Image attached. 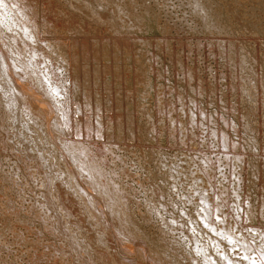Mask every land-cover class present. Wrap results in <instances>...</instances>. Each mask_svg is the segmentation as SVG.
Here are the masks:
<instances>
[{
    "label": "rangeland",
    "instance_id": "374dc122",
    "mask_svg": "<svg viewBox=\"0 0 264 264\" xmlns=\"http://www.w3.org/2000/svg\"><path fill=\"white\" fill-rule=\"evenodd\" d=\"M30 2H32V0H24L23 3H19V6L24 8L27 13V7ZM3 5H7L6 0H0V10ZM10 5L12 7V3H10ZM113 5L114 8L112 7ZM198 5H201L202 7L204 6L208 9L210 17L213 13L212 16L214 18L211 17L210 19L218 20V22L214 21L218 28L223 24L227 25V28L225 27L226 29L224 28L222 30L224 32L219 30H216L218 32H211L204 28L205 22L196 16V11L192 10L193 8H201ZM35 6L36 11L38 10L37 14H40V17L38 15L37 23L41 28L40 37L46 41L61 45V50L58 48L59 52H62L63 54L67 52V54H62V56L66 55L68 58L67 59L65 57L66 61L70 59V62L72 61V69L70 67L66 74L75 75L76 73L75 76H82V74L88 69V71H90L92 81H94V77L98 74L99 79H97V83L88 88L90 90L93 89L92 92H102V94L106 90L108 91V89H110L112 90V93L114 92V95H121V104H124L122 106L121 104L119 106L113 104L117 109H114L113 107L112 112L114 109L117 116H122L123 114V118H126L127 115H133L135 118L134 121H136L135 123L137 124L135 127H137V129L139 127V129L142 130L138 129L141 132H137L138 137H140V139L142 138V141L137 138V140L133 139V141L128 140L127 142L125 141L127 139L124 134L122 132H117V130H115V133H112V135L106 137L107 139H105V141L104 139L86 138L85 135L83 139L87 142L94 141L105 143L107 146L109 145L108 143L111 144L110 146L112 147H108L112 149L110 150V155L116 153L115 155L117 156V159L115 155L109 156V150L106 154H97L96 157L94 156V159L96 158L99 162L101 157V159L105 157L106 159L104 158L105 160H101L100 162H103V166L108 167L107 171L109 170L108 172L112 175L108 172L107 174L111 177L113 176L112 178L115 180L118 179L117 181H120L123 186L126 185L124 189L128 190V195L130 194L134 198L132 199L131 197V202H133V205H136L139 209L135 208L133 211L134 217L139 221V223L141 222V227L139 229H142L143 235L148 233L147 235L150 234L151 236L158 231L155 223L148 222L147 224L145 217H142L141 215V213L146 214V209L144 208L145 206H143L145 203L143 204L142 200L143 190L146 188L145 192H149V187L154 186V183H157L155 182L156 179L158 184H160L158 186L162 187L164 184L162 189L164 188L166 190L169 186V179H166L169 177V174L162 173V171L165 172L168 170L167 168H169L168 166L170 163L173 166L175 164H173L175 160L176 162H178L179 159L183 161L189 160L190 162H193L194 165L201 162L199 159H201L203 155H206L205 157H215L217 155L218 157L222 156L220 155L222 150L218 147L221 148L223 144L217 143L215 139H211V135H213V133H218L219 137H222L219 129L226 132L229 131L231 141L235 142L234 153L237 155L239 153V155L243 154L245 156L243 157L247 161L244 163L243 167L248 166L249 168L244 167L242 170L241 166L233 171V167L229 163L225 164L224 161L221 162L222 164L219 162L217 165H222L221 171L224 172V174L230 175L232 171L235 175L239 174L237 177H240V180L236 181L235 179V182L243 181L241 182L243 185V197H245L243 199L245 200L250 198L248 203L251 205L254 204L253 207L255 209V216L253 220L246 223H250L252 226L254 225V227H264V217L259 215L264 209L263 207L260 209L264 203V179L262 177L263 175H261L262 172L264 174V170H261L264 169V0H36ZM109 6L112 8H107ZM119 7H122L120 8L121 10ZM123 7L127 10L125 9L124 11ZM109 12L113 14L115 12V17L113 15L108 16ZM99 13L101 14V20H99V18L98 22L97 18L100 15ZM119 13H121L120 16L122 15L120 18H122L124 14L125 18H127L126 15L128 16V14H132L131 17L128 16L131 18V20L128 21H132L131 23L135 24L131 26L132 24H129L128 21V23L123 24L124 20L126 22L125 18L124 20L119 19L121 20V23H119ZM137 13L140 14V16H138ZM104 15L106 17H104ZM0 16L2 17H0V19L3 22H7V19L3 14H1V12ZM27 16L31 18L29 13H27ZM46 16L49 18L51 17V19H47ZM95 16H97V18L94 19ZM108 17L111 18L107 19ZM52 18H54V22H52ZM108 22H111V26L115 23L114 28L119 27L120 25L123 28L120 26V31H117L118 28L113 31L114 28H110L109 24L107 25ZM134 25L135 28L131 29ZM137 25H140L138 26L139 28L136 27ZM229 25L231 26L229 27ZM126 27H128V29ZM16 35L19 34L13 32L7 35L2 34L0 31V44L5 50L8 60L11 54L19 55L20 51H22L19 56L21 59L24 54L28 55L29 53L24 40ZM1 36L4 40L1 39ZM17 42L20 43V46H17ZM209 43L211 44L209 45ZM219 43H221V46L225 45L228 51L232 50L235 51V53H240L244 49L246 57L240 60L235 55L225 53V51L219 47ZM145 44L147 45L145 46ZM93 46L95 47L94 49ZM19 47L20 50L18 49ZM86 47H89L88 50ZM70 49H72L71 52H69ZM85 49L87 50L86 52ZM111 51L114 53L112 54ZM140 51L142 53H140ZM71 54L75 57L74 61L72 60L73 58H70L72 57L70 56ZM55 55H57V53ZM139 56L141 60L138 59ZM139 60L144 64L145 69H140L144 67L139 66L143 65L139 62ZM75 64L76 66L73 69ZM150 66L151 68H149ZM96 69L100 73H96L95 75L94 71ZM146 69L148 70L146 71ZM143 70H145V72H143ZM253 76H256V78L249 84V80ZM68 78L70 77L68 76ZM18 81L20 82L19 79ZM21 82L24 85V89H22V91L29 93V88L25 86V82ZM106 85L108 86L106 87ZM257 88L259 92L256 93L257 96L254 101L249 95H247V93H252V91L257 92ZM143 92L144 95H142ZM177 93L181 94H179L181 98L178 95V99ZM33 94L37 97H42V95L38 93ZM125 96L131 97L127 99ZM32 101L36 102L35 100ZM158 101L160 104H158ZM17 102L18 100L16 101V96L13 94L10 87L5 83L0 68V149H2L0 150V264H79V261L74 260V257L72 258L73 262L70 261L71 258L69 255H72L73 252L71 254L67 243L70 238L68 236V234H70L68 229L63 227L59 230L56 229L53 225L55 224V221H52V216L50 217V214L53 212L54 214L57 213L56 217L63 214L60 208H58V204L55 205L56 208H54V203L50 204V206H47L49 204L43 205L46 202L42 203V197L39 194H41V192L46 193L48 191L46 190L47 188L45 189V187H42L43 185H40V183L36 181L37 179H35L40 175L36 174L39 173V171L34 170L36 169V166L32 169L31 167H34L33 165L31 166V164H26L28 161L24 158V156H21L22 152L18 149L14 151V148L11 147L13 146L12 141H16L18 138L17 132H20L23 129V123L18 121L16 122V120H18L17 117L19 116V110L13 108V104H16ZM126 102L127 104H125ZM162 103L164 105H161ZM157 105L161 108H157ZM169 106H171V108ZM162 108L164 111H162ZM202 109H204L203 113ZM168 110H171V115L168 113ZM13 112L17 116L14 117L16 123L11 120ZM193 112L199 115L201 122L192 127L191 121L193 119V115H195ZM185 113H187V115H185ZM202 114L207 115V121L205 119H203L204 121L202 120ZM222 117L230 121V127L231 123L234 122L237 126L236 129L233 131L232 128L230 129L229 127L228 130V126L226 125L227 121L224 123ZM181 118L183 120V125L186 128L183 126V128L179 127V119ZM158 119H163L164 121H159ZM172 119L175 120V122ZM149 121L152 122V127L150 126ZM160 122H162V124H160ZM174 123L177 124V127L179 128L178 131H176L177 129L174 130ZM147 124H149V126H147ZM143 126H145V131ZM146 127L148 128L146 129ZM150 128H153L151 129L152 132ZM212 130H216V132H212ZM146 131H148V133ZM142 132L146 136L148 134V136L145 137ZM180 132H183V134H180ZM140 133L142 134V137ZM84 134H86V132ZM182 135L184 137H182ZM81 137L80 140H82ZM88 138H90V140ZM254 139L256 143H258V145L256 144L255 149L252 148V145H255L253 142ZM23 140H25V138H23ZM211 142L213 143L212 145H210ZM137 145L139 147H137ZM122 146L124 150L122 149ZM140 147L142 151L140 150ZM91 148L93 149L92 153L96 152V149H94L95 146H92ZM118 148H121L122 150ZM238 148H241L239 149L240 152ZM149 150L151 151L148 152ZM17 153L20 154L18 155ZM149 155L150 157H148ZM162 156L164 157L162 158ZM118 157H120L124 162ZM151 157L155 158L153 159ZM21 158L23 159L21 160ZM119 159L122 162H120ZM148 159H151V161H148ZM106 160H109V162ZM160 163L168 166L163 169H157L162 167L160 166ZM28 166H30L31 170L36 171V173L34 171H30ZM155 166L157 168H154ZM182 166L187 168L186 165L182 164ZM116 167H118L117 170ZM152 167L154 169H152ZM193 167L195 168V166ZM111 168H115V170H113L115 174L117 172V176H114L113 173H111V171L113 172V170L110 171ZM185 168L182 169L186 170ZM119 169L123 170L120 171ZM158 170V173L161 172L163 176L156 173ZM259 170L261 173H259ZM148 171L152 173H149ZM216 171H219L218 168H216ZM119 172L123 175L122 178ZM147 172L148 178H151L150 180L152 182L145 181L147 178ZM11 173H16V176ZM152 174H156L154 175L155 178ZM220 174L221 173H219V175ZM257 176L260 178L262 177L263 180L259 177L257 178ZM161 177H164V179L162 178L161 180ZM164 180L167 181L165 182ZM159 181H161V183ZM137 183L141 184V186L137 185ZM38 184L40 186H38ZM246 185L250 188L248 189ZM178 188L181 189L182 186H178ZM164 189L162 190L164 195L167 193L172 194L169 189L166 191ZM133 191L135 193H133ZM130 192H132L133 195ZM140 193H142V195ZM248 194L249 196L247 197L246 195ZM135 199H138L139 201ZM38 200L39 202H37ZM134 201H138L137 204ZM259 204L261 206H259ZM255 205L257 206L255 207ZM49 207L53 208L52 211ZM72 207L78 215L79 211L76 210L78 206H76V209L75 205ZM48 209L50 211H47ZM73 210L70 212L71 214L73 213L72 215L75 213ZM42 212L44 213V216H42ZM136 212L141 213L137 214ZM76 213L75 216L70 214L75 220H77ZM256 214H258L259 217ZM139 215H141L142 219ZM43 217H45V220ZM61 217L62 216H60V218ZM46 219H49L48 221L52 222L49 224ZM74 219L73 221H75ZM73 221L71 223H73ZM62 228L63 231L61 230ZM79 228L81 227H78V229ZM155 228L157 229L155 230ZM64 229L67 230V234L64 232ZM59 231L61 232L59 233ZM89 233L90 232L85 234ZM61 236L63 237L61 238ZM142 246L146 249V252L149 251L147 249V242H144ZM62 247H64V249ZM83 248L85 247L82 246L81 248L83 252L85 251L87 253L88 250ZM137 248L138 247L134 249L133 246L132 254L127 253L123 255L121 253L123 262L127 264H134L137 260L138 251L140 250V253H142V249ZM153 248L152 250L155 249Z\"/></svg>",
    "mask_w": 264,
    "mask_h": 264
},
{
    "label": "bare ground",
    "instance_id": "6f19581e",
    "mask_svg": "<svg viewBox=\"0 0 264 264\" xmlns=\"http://www.w3.org/2000/svg\"><path fill=\"white\" fill-rule=\"evenodd\" d=\"M6 2H7V5H3L1 7L0 12L1 14L5 16V18L7 19V22H3L0 19V31L2 32V34H7V35L13 32L18 33L19 35H16V36L24 40L28 48L27 50L29 52L28 55L24 54L23 58L21 59L19 58V56L22 51H20L19 55L11 54L8 60L6 57L7 54L0 44V68H1L2 77L4 78L5 83L10 87L13 94L16 96V101L18 100L16 104H13V108L19 110V116L17 117L13 112L11 120L14 123H16L17 121L23 123V129L22 131L17 132L18 138L16 141H12L13 146L11 147L14 148V151L18 149L20 152H22L21 156L22 157L24 156V158H26V160L28 161V163L26 164L28 165L31 164V166L33 165L34 167H31L32 169H34L36 166V169L34 170L39 171V173H36V171L31 170L30 166H28L30 171L32 172L34 171L36 174H40L39 175L40 178L37 175L39 179L38 178H35V179H37L36 181L39 182L40 185L41 184L43 185L42 187H45V189L47 188L46 190L48 192L46 193L41 192V194H39L42 197L41 199L42 203L46 202L43 205L49 204L47 206H50V204L54 203L53 207L56 208L55 205L58 204L57 205L58 208H60V210L62 211L63 214H60L59 217H56V214H57L56 212H55L56 214H54V212L50 214V217L52 216L51 218L52 221H55V224L53 223L52 224L54 225V227H56V229L59 230L61 227H63V228L68 229V232L70 233L68 234L70 238L67 243H68V247L70 248L71 254L72 252L73 254L69 255L71 260L70 259L68 260L73 262L72 258L74 257V260H78L79 262L78 261L77 262L79 264H127L123 262L121 258V253L123 255L127 253L132 254L133 246H134V249L136 247H138L137 249L139 248L142 249L141 251L142 253H140V250L139 251L136 250L139 253L138 254L136 253L138 256L136 255L137 260L134 264H264V227L262 228H260V226L254 227V225L252 226L250 223L247 224L250 220H253L255 216V209L253 207L254 204L251 205L248 203V200L250 198H247V197L249 196V194L246 195L247 199L245 200L243 199L245 198L243 197L244 193L242 192L243 185L241 182L243 181L235 182V179L236 181H238L240 180V177H237V175L239 176V174L235 175V173L233 172L234 169L236 170L240 168L241 166H242L241 169L246 167V166L243 167V165L247 161L244 158L245 156L243 154L239 155L240 154L239 153L237 155L234 153L235 142L231 141L229 131L226 132L222 129H219V132H221L222 137H219L218 133H213V135H211L212 137L211 139L213 140L215 139L217 143L223 144L221 148L218 147L219 149L222 150V153L220 152V155L222 156L218 157L217 155L215 157H211V156L205 157L206 155L205 156L203 155L201 159L198 158L199 161L201 162H199L198 164H194V165H193V162H190L189 160L187 161L180 160L179 159L180 157H179L178 162H176L175 160L176 158L174 159L175 162H173V164L174 163L175 164L173 166L171 163H170L171 166L166 165L169 167L167 168L168 170L164 169L167 171V173L166 171L165 172L162 171V173L169 174L168 175L169 177L166 178L167 180L169 179L168 180L169 186L167 187V189H169L170 192H172V194L167 193L164 195L162 191L164 189V188L162 189V187H164V184L163 183H162L163 185L161 184L162 187L158 186L160 184H158L157 179L156 181L154 179V181L157 183H154V186L149 187L148 189L149 192H145L146 188L145 189L142 188L144 189L142 200H143V204L145 203V205L143 206H145L144 208L146 209L145 210L146 214L145 213L143 214L141 212L139 213H141L142 217H145L147 224L148 222L149 223L153 222L155 223V225H157L156 227L158 228V229L155 228V230L157 229L158 231L156 233L154 232L155 234H152L151 235L152 237L150 236V234L147 235L148 233L146 235L145 234L143 235L142 229H139L141 227L140 226L141 222L139 223V221L134 217L133 209L137 208V206L133 205V202H131L132 196L130 194L128 195V190L124 189L126 185L124 184L125 186H123V184H121L120 181H117L118 180L117 177H116L117 180H115L114 178H112L113 176L112 177L109 176L110 174L108 172L109 170L107 171L108 167L103 166L102 165L103 162L102 163L100 162L101 160L102 161L105 160L106 159L105 157H104L105 159L104 158L101 159L102 158L101 157L99 159L100 160L99 162L96 158L94 159V156L96 157L97 154L98 155L104 154V153L106 154L108 150H109L108 151L109 156L115 155L116 153L110 155V150H112L110 149L112 147L110 146L111 144L108 143L109 145L107 146L105 143L94 142V141H93L94 143L89 142V141L87 142L85 139H83V137L86 136V138L90 137L92 139H95V138L104 139L105 141V139H107L106 137L112 135V133H115V130H117V132H122L125 138L127 139L125 140L127 142L128 140L133 141V139L135 140H137V138L140 139V137H138L137 132H141L142 130L139 129L138 127V129L141 130L139 131L137 127H135V125L137 124L135 123L136 121H134L135 120L134 116L127 115L126 118H123L122 117L123 114L122 116H117V114L114 112L115 111L114 109L116 108L114 106L115 105L119 106L122 102L121 95L119 96H116L118 94L114 95L113 94L114 92L112 93V90L110 89H108V91L107 90L105 91L104 89L105 94L103 93L104 94L103 95L102 92L101 93L99 92L96 93L95 91L92 92L93 89L90 90L88 88V87L93 86V84H96L97 79H99V75L98 74L96 75V73H100V72H98L97 69L94 71V74L96 75L94 77V81L91 80L90 71H88V69L82 74V76H75L76 73L75 75L71 74L72 76L70 74L68 75L66 74L69 68L71 67L72 61L70 62L71 60L70 58H73L72 60L74 61L75 57H73L71 54L70 56L72 57L69 58L70 60L66 61L65 59L66 55L62 56L63 53L62 52L60 53L58 50V48H60L61 50V45L46 41L40 37L41 28L37 24L38 15L40 17V14H37L38 10L36 11V8H35L36 0H32V2H30L27 7L28 9L27 13L30 14L31 18L27 16L25 9L19 6V3L20 2L23 3L24 0H20V1L19 0H15V1L6 0ZM10 3H12V7ZM198 6L201 8H193L192 10L196 11V14H197L196 16L201 18L205 22L204 24L205 29L211 32H218L216 30L222 31L225 27L227 28V25H224V24L219 26L218 28L215 24V22L216 21L218 22V20L210 19L211 17H213L212 16L213 13L211 14V17H210L208 14L209 13L208 9H206L204 6L202 7L201 5H198ZM112 7L114 8V5ZM112 7L109 6L107 8H112ZM120 8L122 7H119V9ZM203 8H205L206 10ZM125 9L123 7L124 11ZM112 10L115 11L114 9ZM114 14L109 12L108 16L113 15L115 17ZM120 14L121 13H119V15L117 14L119 18L116 17L118 18L119 23H121L120 21L122 19L124 20L125 18L124 17L125 14L123 15L122 18H120L122 16V15L120 16ZM131 15L132 14L130 15L128 14V16L130 17ZM100 16L101 14L99 15L98 18L97 16H95L94 19L97 18L98 20ZM128 16L126 15V17L128 18V19L125 18L126 22L125 20L124 22L122 21L123 24L128 23L129 22L128 20H131V18H129ZM138 16H140V14H138ZM104 17L106 16L104 15ZM110 18L111 17H108L107 19H110ZM47 19H51V17L50 18L47 17ZM53 19L54 18H52V22H54ZM99 20H101V18ZM116 22H117V19H116ZM131 22L132 21H130L129 24ZM108 24L110 28L111 27L114 28L115 26V23L114 25L112 24L113 26L110 25L111 22H108L107 25ZM131 24H132L131 26H133V24L135 23H131ZM140 25H137L136 27ZM230 26L231 25H229V27ZM119 27H116L118 28L117 31L120 29ZM116 28H114L113 31ZM126 28L128 29V27ZM134 28H135V25L131 29H134ZM1 39L4 40L2 36H1ZM210 44L211 43H209V45ZM146 45L147 44H145V46ZM17 46H20L19 42H17ZM219 47H221L225 51V53L229 55H235L240 60L246 57L244 53L245 52L244 49L240 53H235V51H232V50L228 51L225 45L221 46V43H219ZM94 48L95 47L93 46V49ZM18 49L20 50V47ZM71 50L72 49H70L69 52H71ZM87 50L85 49V52ZM56 53L57 55H55ZM113 53L114 52H112V54ZM140 53L142 52L140 51ZM64 54H67V52ZM140 56L138 59H140ZM76 60H75V63H76ZM140 60L139 62L141 63ZM75 66L76 64L73 66V69ZM139 66L144 67V64L139 65ZM149 68H151V66ZM140 69H145V67L140 68ZM100 70H101V67H100ZM147 70L148 69H146V71ZM143 72H145V70H143ZM68 76L70 78H68ZM256 76L255 77L253 76L249 80V84L251 83L252 80H255ZM18 79L20 80V82L18 81ZM21 81L25 82V86L29 88L28 89L29 93L22 91V89H24V85L22 84ZM107 86L108 85H106V87ZM128 92H129V89H128ZM258 92L259 90L257 88V92L256 91H252V93L248 92L247 95H249L251 99L255 101V98L257 96L256 93ZM33 93H38L42 95V97H37ZM179 94L177 93V97ZM142 95H144V92ZM125 97H127L128 99L131 96L130 97L125 96ZM32 100H35L36 102ZM159 101L164 102L162 100H159ZM123 104H121V106ZM125 104H127V102ZM158 104H160V102ZM161 105H164V104L162 103ZM168 105H171V104H168ZM168 105H167V109H168ZM113 107L114 109L112 112ZM158 107L160 106L157 105V108ZM169 107L171 108V106ZM196 107H197V104H196ZM162 111H164L163 108H162ZM203 112H204V109H202V113ZM142 113H143V109H142ZM168 113L171 115V110ZM185 115H187V113H185ZM14 117L18 118L16 122L14 120ZM163 119H160V120L164 121ZM203 119L206 120L207 115L202 114V120ZM173 121L175 122V120ZM226 121H227L226 125L228 126V130H229L230 121L223 118V122L226 123ZM149 122L151 126L152 122L151 121ZM200 122H201V119L199 118V115L198 114L193 115V119L191 121L192 127L194 125L196 126ZM160 124H162V122H160ZM147 126H149V124H147ZM182 126L184 127L183 120L181 118L179 119V127L183 128ZM236 127L237 126L234 124V122H232L230 129L232 128V130L234 131ZM143 128L145 131V126H143ZM147 128L148 127H146V129ZM151 129L153 128H150V130ZM175 129H177L176 131L179 130V128L177 127V124H175L174 126V130ZM85 132L86 134H84ZM146 132L148 133V131ZM212 132H216V130H212ZM180 134H183V132H180ZM143 135L145 134L143 133ZM147 136L145 135V137ZM22 137L25 138V140H23ZM80 137L82 138V140H80ZM141 137H142V134H141ZM182 137L184 136L182 135ZM90 138L88 139L90 140ZM187 138H188V135H187ZM225 139H226V143H225ZM255 139L253 140L255 145H252V148L254 149L256 148L255 147L256 144L258 145ZM212 144L213 143L211 142L210 145ZM92 146L93 147L95 146L94 148L96 149V152H94L95 154L92 153L93 151V149L91 148ZM137 147L139 146L137 145ZM241 148H238V150ZM118 149L124 150L123 146H122V149L121 148H118ZM140 150H141V147H140ZM150 151L151 150H149L148 152ZM17 154L19 155L20 153H17ZM164 156H162V158ZM148 157H150V155ZM22 159L23 158H21V160ZM116 159H117V156H116ZM116 159H113V160H116ZM26 160L24 159L25 162ZM148 161H151V159L150 160L148 159ZM222 161H224L225 164L229 163L233 167L232 169L233 171L231 170L232 172L230 175L224 174V172L221 171L222 165L221 166L217 165L219 162L221 163ZM107 162H109V160ZM162 163H160L161 164L160 166L162 167L157 168L155 166L154 168H157V169L165 168L166 167L165 164H162ZM177 163H180V164H177ZM182 164L186 165L187 168L182 166ZM193 166H195V168ZM255 166H256V163H255ZM117 168L118 167H116V170ZM154 168L152 167V169ZM182 168H185L186 170H183ZM216 168H218L219 171H216ZM257 168H260V167H257ZM113 169L115 170V168H111L110 171ZM114 170L113 172L111 171V173H113L114 176H117V172L115 174ZM119 170L121 171L123 169H119ZM261 170H264V169H261ZM107 172L109 174H107ZM148 172L146 173L147 178L146 180L145 179L144 180L147 182L148 181L150 182L151 178H148ZM152 172H149V173H152ZM158 172L159 170L156 173ZM119 173L121 175V172ZM219 173L221 174L219 175ZM259 173H261V171ZM14 174L16 176V173ZM158 174H161V172ZM152 175L155 178L154 175L156 174H152ZM161 175L163 176V174ZM261 175H263L262 177L264 179L263 172ZM122 176L123 175H121V178ZM258 177L259 176H257V178ZM262 177L261 178L259 177V178L263 180ZM162 178L164 179V177H161V180ZM159 182L161 183V181ZM263 184H264V181H263ZM40 185L38 184V186ZM137 185L141 186V184H138V183ZM178 186H182V188L179 189ZM246 186L248 187V185ZM249 188L250 187H248V189ZM129 189H132V188H129ZM130 193L132 194V192ZM133 193L135 192L133 191ZM140 194L142 195V193ZM132 199L134 198L132 197ZM135 200H138V199H135ZM138 201H134V202L137 204ZM37 202H39V200ZM260 204H261V201H260ZM260 204L259 206H261ZM263 204L260 209H262V207L264 208ZM74 205H75V209H76V206H78V208L76 209L79 211L78 215L75 212V210H73L74 208L72 206ZM256 206L257 205H255V207ZM49 208L52 211L53 208L52 207H49ZM71 210H73V212L76 213L77 218L76 217L75 218L77 220L71 217V215L73 214V213L72 214L70 213L72 212ZM47 211H50V210L48 209ZM64 211H65V214H64ZM57 212L60 213L59 211ZM75 213L72 216H75ZM136 213L139 214L138 212ZM141 215H139L140 218H141ZM256 215L258 216V214ZM259 215L261 217H264V209L262 210V212H260ZM42 216H44V213ZM60 216H62L63 218L62 217L60 218ZM44 218L45 217H43V219ZM49 219H46V220L48 221ZM73 219L75 221H73ZM72 221L74 224L71 223ZM51 222H49V224ZM78 227H81L79 228L80 230L78 229ZM63 228L61 229L62 231H63ZM145 228H148V227H145ZM66 229H64L65 230L64 232L67 231ZM60 232L61 231H59V233ZM88 232L90 233L85 234ZM62 237L63 236H61V238ZM144 242L145 243L147 242L148 244L147 249L149 251L147 252H146V249H144V247L142 246ZM82 246L86 248V249L85 248L83 249L88 250L87 253L85 251L83 252V250L81 249ZM62 248L64 249V247ZM152 248L154 250H152ZM67 258H68V255H67ZM128 264H132V263H128Z\"/></svg>",
    "mask_w": 264,
    "mask_h": 264
}]
</instances>
